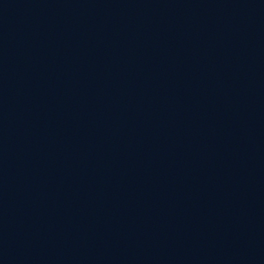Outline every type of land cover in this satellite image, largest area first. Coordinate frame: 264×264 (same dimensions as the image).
<instances>
[{"label": "water", "instance_id": "water-1", "mask_svg": "<svg viewBox=\"0 0 264 264\" xmlns=\"http://www.w3.org/2000/svg\"><path fill=\"white\" fill-rule=\"evenodd\" d=\"M0 264H264V0H0Z\"/></svg>", "mask_w": 264, "mask_h": 264}]
</instances>
